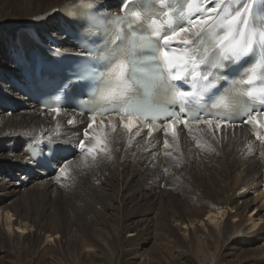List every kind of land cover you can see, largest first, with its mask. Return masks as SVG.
<instances>
[{"label": "rangeland", "instance_id": "374dc122", "mask_svg": "<svg viewBox=\"0 0 264 264\" xmlns=\"http://www.w3.org/2000/svg\"><path fill=\"white\" fill-rule=\"evenodd\" d=\"M1 10L18 13L2 4ZM235 130H199L188 136L183 131L170 135L171 140L160 139L161 144H151L153 138L147 137L144 145L132 143V138L123 134L119 141L105 139L99 156L85 158L86 163L77 161L72 170L55 178L53 187L40 186L26 195L12 196L0 184V209L8 208L13 219L30 225L20 242L5 237L0 229V264H264V228L260 232L264 221L246 234L228 231L223 222L218 226L221 236L207 235L195 242L168 230L172 221L192 220L213 204L226 202L234 192L243 191L250 202L257 201L249 216H264V135L252 141L249 149L239 148L233 139ZM228 147L236 149L237 159H243L245 167L232 171L233 166H226ZM121 148L122 164L117 160ZM125 151L148 160L151 166L136 165V160L125 163ZM110 153L114 157H107ZM125 179L130 183L128 189H123ZM243 182V188L238 186ZM124 194L133 195L132 201H125ZM109 207L118 209L117 213ZM143 222L145 229L141 227L134 240L112 237L105 247H97L95 233L113 236L119 225ZM48 233L59 239L48 242Z\"/></svg>", "mask_w": 264, "mask_h": 264}, {"label": "bare ground", "instance_id": "6f19581e", "mask_svg": "<svg viewBox=\"0 0 264 264\" xmlns=\"http://www.w3.org/2000/svg\"><path fill=\"white\" fill-rule=\"evenodd\" d=\"M67 1L69 0H0V4H2L3 6H10V9L16 10L18 12L16 14L13 13V11L7 13L6 11H0V174L3 173V175H0V184L4 185L7 195L23 196L26 195V193L28 194V192L33 190V188L36 189L40 186H45L46 188L53 187L55 185V178L62 175L59 172L55 175H49L47 177H43L41 175V172L36 168L26 151L27 145L34 142H52L73 144L76 146L79 141L83 140L86 148L96 147V152L94 155L88 153L86 150L82 153L73 155L71 160L67 161V167L64 172L66 173L70 171V169L72 170L71 167H74L76 164H78L77 161L84 159L83 162H85V158L92 159L93 157L96 158L97 156H99L101 145L97 146V142L95 139L97 135L101 136L102 141H104L105 139H114L119 141L120 138H124V134L132 138V143L141 141L142 145H144V140H147V137L153 138V142L151 144H161L160 139L168 138L169 140H171L173 138H171L170 135H176L183 131H185L186 136H188V134H193L195 131L199 130H207L215 133H225L236 129L234 138H231L236 141L235 145L237 143L239 148L246 147L247 149H249V146H251L252 141L258 139V135L259 137L264 135V128H261L258 133H255L247 126L240 125L225 126L220 129H216L210 125L199 127L198 129L191 126H184L176 130L174 132L175 134H168L164 131L160 132L159 134H152L149 131H142L136 127L126 128L124 127V124L111 119L106 122L97 121L95 122L93 127L89 128V119L81 117L73 112L60 111L59 113H57L55 111L47 112L40 110L36 105L27 101L21 94L17 93L9 86V78L15 77L18 73L17 69L11 63V55L12 51L17 49V38L21 39L25 35L26 30H33L36 34H39L45 40L48 36H51L56 39L58 47L67 51L71 50V48L67 44V40L59 34L60 20H62V18H65L67 14L63 8L65 2ZM100 1L111 3L114 0ZM202 1L205 5L209 2V0ZM227 1L228 0H222L221 3L227 4ZM212 2L213 3L210 7H213L215 0H212ZM110 7L112 8L113 4H110ZM210 7L206 6V8ZM177 46L179 45L177 44ZM6 101H10L14 104V111L5 108ZM69 121H72V123H69ZM86 131L88 133L87 138H85L84 136ZM113 133H115V137L112 135ZM230 136H232V134H230ZM134 147L135 146H133V148ZM228 148L229 150L231 149L230 147ZM135 151H137V149ZM235 151V148L233 150L231 149L230 155H226V157H228V159H226L228 160V162H226L225 164L226 166H233L232 171L242 169L244 165V163H242L243 159L241 161L237 159V156L235 154L237 151ZM117 154V160L119 163H121L120 157L123 154V148H121ZM224 155L225 154H223V156ZM111 156H113V154H107V157ZM108 160L115 164L117 162L112 160L111 158ZM129 160H136V165H142L144 167L151 166V164L148 163V160L144 161L142 157H136L135 155L126 153L124 162L126 163ZM234 160L238 161L234 163ZM221 161H219V163ZM110 162L107 164V166L110 165ZM63 163L64 162H61L60 166ZM220 168L223 167L220 166ZM26 172L28 173L27 175L25 174ZM128 181L127 179L123 181V189L129 188L130 183ZM245 184L246 182H243L238 186L243 188ZM123 196L124 200L127 202H131L133 199V195L124 194ZM246 197L247 196L243 193V191L239 193L234 192L229 195L226 202H217L213 204V206H210L207 211H205V213L197 214L196 217L192 220L184 219L172 221L168 230H172L173 234L177 237L182 236L183 238H187V236H189V239L191 238L194 241L199 240V238H206L207 235L210 237L221 236L223 231L220 230L218 226H221V224L224 222L225 228L228 227V231H232L235 234H246L264 221V216L261 217L259 213H256V215H248L251 209L256 208L255 202L257 201L250 202L248 199H246ZM231 204H234L235 206L232 208ZM109 208L113 214L117 213L118 209L113 207ZM16 213L17 214L15 215L21 217V214L18 211H16ZM238 217H241L239 221H233V219H236ZM154 219L156 220L155 217L153 218V220ZM144 222L143 224L136 223L131 226L119 225V229H115V232H113V236H111V234L109 236L105 234H102V236H100L95 233V237L99 240V246L97 247H105L107 241L112 237H115V239L118 241L125 242L130 241V239L134 240L138 236L140 228L143 227V229H145L144 227L146 224L144 225ZM235 222H238L239 224H235ZM23 223L18 219H13V214L8 208L0 209V229L5 237L19 242L22 241L25 238L24 235L27 233V230L30 228V225H22ZM249 223L250 225H248ZM263 228L264 225L261 228L260 232H263ZM58 239L59 236L55 233H48L46 235V240L48 242H55Z\"/></svg>", "mask_w": 264, "mask_h": 264}, {"label": "snow or ice", "instance_id": "6c2138e0", "mask_svg": "<svg viewBox=\"0 0 264 264\" xmlns=\"http://www.w3.org/2000/svg\"><path fill=\"white\" fill-rule=\"evenodd\" d=\"M221 2L222 0H215L210 8L198 7L199 15L195 17L181 12L180 19L183 23L171 27L172 20L169 18V27L163 31L159 28L150 34L132 31L127 46H123L125 38L118 35L121 44L108 48L96 57L98 60H107L108 66L98 76L87 67H82L74 74L73 82L98 79L103 86L100 100L111 105L110 109L105 108L103 111L122 112L123 118L126 119V128L135 126L141 118H147L145 113L152 110L147 100L142 102L136 97L133 86L143 87L146 92L150 89L166 88V95L184 104V108L180 109L184 112L181 122L188 123V112L192 113L193 120L199 122L201 112L189 105H194L199 96L220 78L218 70L225 68V62H237L241 57L253 52L256 45L260 49L258 61L239 81L234 82L232 90L216 102V107L225 111V119L206 121L208 124L216 123L217 126L227 123L226 110L236 103V91L240 89V85L250 86L244 89L247 95H253L255 92L264 94V0H239V7L231 12L221 9ZM121 7L127 9L130 5L124 0ZM133 15L139 17V13ZM177 44L183 51L179 55H170ZM137 49L148 50V54L144 55L142 52L138 56ZM92 56L90 53L88 58ZM200 65H205L208 70L201 71ZM170 80H186L193 85V90L180 91L179 86L169 83ZM257 81L259 87L256 86ZM60 110L59 107L53 109L57 113ZM258 116L259 113L249 122L264 128V121L256 118ZM91 119L89 128L95 124V114ZM175 124L173 119L167 125V129L172 130L173 134ZM84 136L87 138V131ZM95 139L97 146L103 143L100 135ZM76 147L93 155L96 152V147L86 148L83 140L79 141ZM66 167L67 161H64L58 168L59 173L63 174Z\"/></svg>", "mask_w": 264, "mask_h": 264}]
</instances>
